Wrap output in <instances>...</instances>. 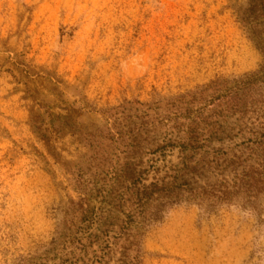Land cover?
I'll use <instances>...</instances> for the list:
<instances>
[{
    "label": "rangeland",
    "instance_id": "obj_1",
    "mask_svg": "<svg viewBox=\"0 0 264 264\" xmlns=\"http://www.w3.org/2000/svg\"><path fill=\"white\" fill-rule=\"evenodd\" d=\"M246 1L0 0V264H264V204H177L130 247L126 209L98 189L78 204L71 175L90 170L84 139L105 112L118 130L167 123L212 85L223 138L264 123V29L240 22Z\"/></svg>",
    "mask_w": 264,
    "mask_h": 264
},
{
    "label": "trees",
    "instance_id": "obj_2",
    "mask_svg": "<svg viewBox=\"0 0 264 264\" xmlns=\"http://www.w3.org/2000/svg\"><path fill=\"white\" fill-rule=\"evenodd\" d=\"M237 14L245 27L251 25L248 30L252 38L261 39L264 0H247ZM210 86L201 87L198 98L187 100V94L176 100L170 113L173 118L167 123L146 119L132 129L124 126L118 130V114L105 112L102 129L84 139L89 154L85 164L90 170L80 175L71 173L74 189L80 195L78 204H84L96 189L98 195H113L112 200L124 207L136 224L134 229L125 230L135 241L130 247L140 243V231L159 221L164 209L177 204H196L208 212L224 205L257 209L264 204V123L248 131L239 129L236 134L243 135L241 139L223 138L235 132L233 126L218 120L226 117L223 114L227 109L223 107L229 106L223 99L208 104L207 93H218ZM241 107L239 102V111L235 112L240 113ZM78 111L73 109L74 113ZM40 120L42 115L31 120L33 128L40 126ZM61 120L69 117L58 116L50 122L58 132L67 125ZM246 135L250 138L245 139ZM120 149L122 156H114L113 152ZM72 227L59 225V235L71 232ZM111 232L106 228L105 238ZM82 240L88 239L77 238ZM105 243L108 247V241Z\"/></svg>",
    "mask_w": 264,
    "mask_h": 264
}]
</instances>
